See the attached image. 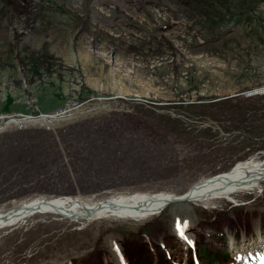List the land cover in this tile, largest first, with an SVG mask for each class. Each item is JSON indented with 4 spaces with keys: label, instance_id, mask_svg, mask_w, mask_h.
Wrapping results in <instances>:
<instances>
[{
    "label": "rangeland",
    "instance_id": "obj_1",
    "mask_svg": "<svg viewBox=\"0 0 264 264\" xmlns=\"http://www.w3.org/2000/svg\"><path fill=\"white\" fill-rule=\"evenodd\" d=\"M0 116L2 213L181 196L264 164V0H0ZM260 218L264 189L145 219L36 212L0 228V264H161V243L172 263L189 259L184 239L201 264H224L222 251L260 264Z\"/></svg>",
    "mask_w": 264,
    "mask_h": 264
},
{
    "label": "bare ground",
    "instance_id": "obj_2",
    "mask_svg": "<svg viewBox=\"0 0 264 264\" xmlns=\"http://www.w3.org/2000/svg\"><path fill=\"white\" fill-rule=\"evenodd\" d=\"M69 115L70 114L64 115L63 117H67ZM71 116L73 115L71 114L70 117ZM48 117L47 115L42 117L40 116L39 118L36 116L38 119ZM63 117H52L51 119L57 120ZM20 122H24V120H21L18 123ZM10 123H12V121L6 122L4 126ZM214 176L217 177L212 180L211 178H208L198 182L190 188L189 191L181 196L168 195L163 192H158L154 194H137L133 196L130 195L111 198L109 201L103 199L104 201L101 200V202L96 204L84 203L78 199L65 196H61V198L48 199L54 202L53 205H35L40 201L47 199L34 200L30 203L24 204H21L20 202L18 203L20 205H14L12 210L8 209V212H5L7 215H3L4 213L0 212V228L15 224L23 218L36 212L55 213L72 219H90L100 217L145 219L153 214L159 213L167 205L173 202H190L191 200L194 201L199 197L204 204H209L213 200L223 196L229 198L236 192L264 189V164H260L255 160L239 162L229 172L222 175L218 173ZM57 199H62L64 201L61 202ZM36 206L39 208L36 209Z\"/></svg>",
    "mask_w": 264,
    "mask_h": 264
},
{
    "label": "water",
    "instance_id": "obj_3",
    "mask_svg": "<svg viewBox=\"0 0 264 264\" xmlns=\"http://www.w3.org/2000/svg\"><path fill=\"white\" fill-rule=\"evenodd\" d=\"M39 116V115H38ZM42 200V199H41ZM53 201L52 200H42V201H40L38 204H35V205H37V206H39V205H41V204H49V205H53ZM35 207L36 209H38L39 207ZM12 210V209H11ZM3 215H7V213H4Z\"/></svg>",
    "mask_w": 264,
    "mask_h": 264
},
{
    "label": "trees",
    "instance_id": "obj_4",
    "mask_svg": "<svg viewBox=\"0 0 264 264\" xmlns=\"http://www.w3.org/2000/svg\"><path fill=\"white\" fill-rule=\"evenodd\" d=\"M162 259V258H161ZM166 261V259H164V262ZM68 264H77V263H73V262H71V263H68ZM144 264H155V262H154V260H153V262L152 261H147V262H144Z\"/></svg>",
    "mask_w": 264,
    "mask_h": 264
},
{
    "label": "snow or ice",
    "instance_id": "obj_5",
    "mask_svg": "<svg viewBox=\"0 0 264 264\" xmlns=\"http://www.w3.org/2000/svg\"><path fill=\"white\" fill-rule=\"evenodd\" d=\"M177 227H178V228H179V227H181V225H180V223H179V222L177 223Z\"/></svg>",
    "mask_w": 264,
    "mask_h": 264
}]
</instances>
